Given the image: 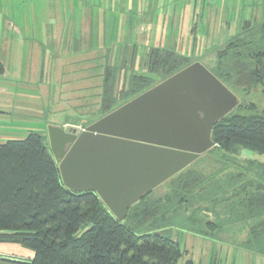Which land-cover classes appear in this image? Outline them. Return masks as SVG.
I'll return each mask as SVG.
<instances>
[{
  "label": "trees",
  "instance_id": "obj_1",
  "mask_svg": "<svg viewBox=\"0 0 264 264\" xmlns=\"http://www.w3.org/2000/svg\"><path fill=\"white\" fill-rule=\"evenodd\" d=\"M125 49L119 65L98 57L105 61L100 117L195 61L153 46L143 74L135 68L137 48ZM129 67L127 85L118 90L116 79ZM207 68L238 96V105L213 125L212 148L145 192L123 219L94 191L64 185L43 133L0 143V243L32 251L28 259L0 264H179L184 252L174 225L209 235L234 222L249 224L243 244L264 255V21L245 20ZM244 150L263 159L242 158Z\"/></svg>",
  "mask_w": 264,
  "mask_h": 264
},
{
  "label": "rangeland",
  "instance_id": "obj_2",
  "mask_svg": "<svg viewBox=\"0 0 264 264\" xmlns=\"http://www.w3.org/2000/svg\"><path fill=\"white\" fill-rule=\"evenodd\" d=\"M190 15H195L198 21L201 19V14ZM203 18L205 23L211 21L214 35L211 34L209 38L202 20L195 23L193 29L185 24L182 28V18L179 17L178 24L175 14L165 18L169 20V25L168 21H164L165 27L153 25L143 26L142 29L136 26V22L118 20L116 25L119 31L118 28L114 31L110 29L109 33H118V38L111 39L116 42L114 44H120L116 45L118 50L129 47L123 43L137 44L135 68L139 73H147L144 64L146 52L153 46L174 49L209 67L216 60V51L241 28L240 24L235 26L233 22L228 25L225 14L206 13ZM174 21L177 27H174ZM252 21L259 22L256 17ZM111 40L105 46L104 54H98L100 51L95 49L96 45L89 43L87 38L77 45H57L51 41L38 45L30 41L24 45L0 46V58L5 66V72L0 74V143L9 139H23L31 131L41 132L48 137L50 125L66 130L83 129L97 120L100 117L101 76L104 73L101 64L105 63L99 61L101 58L98 57L108 59L114 65L120 63L115 48L110 45ZM116 57L117 60H114ZM129 73L130 67L128 73L123 71L118 75V90L127 85L128 76L125 75ZM260 105L264 107L263 102ZM241 157L263 159L247 150L242 151ZM248 230V223L234 222L224 224L222 229L206 235L174 225L172 234L184 252L179 264H185L188 259H192L194 264H264V255L243 244ZM30 252L19 244L0 243V259H28Z\"/></svg>",
  "mask_w": 264,
  "mask_h": 264
},
{
  "label": "water",
  "instance_id": "obj_3",
  "mask_svg": "<svg viewBox=\"0 0 264 264\" xmlns=\"http://www.w3.org/2000/svg\"><path fill=\"white\" fill-rule=\"evenodd\" d=\"M238 103L232 90L194 61L84 129L50 125L49 143L64 185L97 190L123 219L145 192L215 145L213 125Z\"/></svg>",
  "mask_w": 264,
  "mask_h": 264
},
{
  "label": "crops",
  "instance_id": "obj_4",
  "mask_svg": "<svg viewBox=\"0 0 264 264\" xmlns=\"http://www.w3.org/2000/svg\"><path fill=\"white\" fill-rule=\"evenodd\" d=\"M213 12L225 14L228 25L233 22L241 28L245 20L252 21L254 17L259 22L264 21V0H0V46L24 45L30 41L38 45H46L49 41L57 45H77L87 38L89 43L96 45L98 54H104L108 41L118 38V33H109L110 29L118 28L119 31L118 20L136 22L142 29L153 25L165 27V18L170 14L177 15V20L182 18V28L185 24L193 29V25L202 20L209 38L214 35L211 21L205 23L203 17ZM193 13L201 14V19L198 21L195 15H190ZM166 21L169 25V20ZM177 22L179 24V20ZM175 24L174 21L177 27ZM114 42L110 45L120 59L126 49L118 50L116 45L120 44ZM123 44L129 49L137 47L135 43ZM28 255L31 257L32 253Z\"/></svg>",
  "mask_w": 264,
  "mask_h": 264
},
{
  "label": "flooded vegetation",
  "instance_id": "obj_5",
  "mask_svg": "<svg viewBox=\"0 0 264 264\" xmlns=\"http://www.w3.org/2000/svg\"><path fill=\"white\" fill-rule=\"evenodd\" d=\"M86 128V127H85ZM84 129V128H83ZM68 131V130H67ZM70 146H71V144H67L66 145V147H65V149L66 150H68L69 148H70ZM92 191H94L98 196H99V198H101V196H100V194L98 193V191L97 190H92ZM80 192H85V191H80ZM102 199V198H101ZM102 201L104 202V200L102 199ZM105 203V202H104Z\"/></svg>",
  "mask_w": 264,
  "mask_h": 264
}]
</instances>
